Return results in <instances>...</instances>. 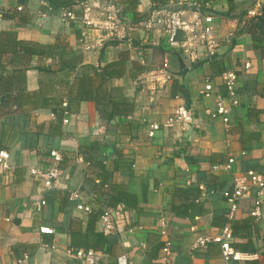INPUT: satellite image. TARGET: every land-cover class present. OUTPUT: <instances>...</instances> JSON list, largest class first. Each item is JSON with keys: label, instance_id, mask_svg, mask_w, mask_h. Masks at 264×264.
<instances>
[{"label": "crops", "instance_id": "obj_1", "mask_svg": "<svg viewBox=\"0 0 264 264\" xmlns=\"http://www.w3.org/2000/svg\"><path fill=\"white\" fill-rule=\"evenodd\" d=\"M43 1H3L0 150L9 152L10 168L0 166V264H81L67 250L89 248L103 255L101 264L126 258L166 264V242L172 264H264V204L259 220L250 216L255 191L240 202L230 223L232 247L254 257L225 260L212 241L193 248L196 238L214 237L228 224L226 193L235 178L249 171L264 176V0H88L92 14L117 4L135 24L152 12L170 10L185 11L192 19V4L210 3L219 42L216 57L207 60L201 54L195 62L168 48L159 30L135 28L131 47L107 45L109 58L128 51L126 76L111 85L119 99L135 105L132 114L109 122L91 101H72L71 112H54L67 106L80 73L73 53L81 55V64L97 66L101 50L82 49L81 22H63L60 8L40 17L38 12L47 10ZM258 1L259 15L251 17L248 12ZM17 4L24 10L15 12ZM156 4L162 9L152 10ZM70 8L81 15L76 3ZM261 16L263 30H258L253 18ZM230 34L233 41L227 40ZM59 36L62 45L54 49ZM179 58L187 68L184 75H178ZM247 62L251 66L245 69ZM228 70L237 72L240 105L230 112L226 129L206 110L215 108L216 95L226 96L221 74ZM208 80L215 93L204 95ZM181 104L193 109L194 125L161 129L149 137L150 123L165 120ZM53 150L63 156L62 179L57 191H46L29 168H47ZM78 204L91 211L78 210ZM107 207L116 223L109 236L99 223ZM42 227L52 233H42Z\"/></svg>", "mask_w": 264, "mask_h": 264}, {"label": "built area", "instance_id": "obj_2", "mask_svg": "<svg viewBox=\"0 0 264 264\" xmlns=\"http://www.w3.org/2000/svg\"><path fill=\"white\" fill-rule=\"evenodd\" d=\"M0 0V20L3 19L2 13L5 10ZM43 1V0H42ZM43 3H46L43 1ZM75 3L81 8V15L76 14L69 7L60 8L57 14L63 22L79 21L83 27V33L80 38L82 49L102 50L108 42H116L121 45L131 47L133 43L132 32L135 28H140L145 32L161 31L166 37L168 48L179 50L187 55L190 61L195 62L199 56L203 54L207 60L213 59L217 55L219 42L216 40L215 29L211 25L213 21V13L210 11V3H205L204 8L207 11H201V4L194 3L196 10H193L194 18L190 19L185 11L170 10L163 13L152 12L147 19L139 23H131L121 16L122 8L117 4H111L102 9L98 15L92 14V7L88 0H75ZM47 10L39 11L38 15L44 17L53 12L48 4L44 5ZM261 8V2L258 1L255 8L248 13L251 17L259 15L258 9ZM16 10L22 11L24 7L16 5ZM233 39V34L227 37V40ZM203 47V53H200L198 47ZM168 66L167 61L164 62V70ZM251 64L247 62L245 69L250 68ZM224 85L227 89L226 96L216 95V106L214 109L206 110V114L212 118H221L224 127L229 129L231 126L229 114L233 108L240 105L238 95V75L234 70H228L221 74ZM204 95L214 94V86L208 80L201 91ZM68 112L64 113V122H67ZM194 111L185 104L178 105L174 111L163 121H155L149 125V137H154L156 132L161 129H172L176 126L187 130L194 125ZM52 164L47 168L30 167L29 173L40 182L46 191H57L60 187L62 179V171L57 165L63 160L62 154L53 150L50 153ZM10 154L6 150H0V166L7 170L9 166ZM255 191L254 204L250 210V215L259 220L262 217V206L264 204V176L249 171L245 176L236 177L232 191L226 193V199L229 202V211L226 214L228 224L223 227L221 232L214 237L199 236L196 238L193 248L205 246L209 241L216 242L220 245L222 255L225 260L240 261L254 257L235 250L231 245L233 231L230 223L235 219L238 212L240 202L252 196ZM41 205L46 204V200L40 202ZM78 210L90 212L88 205L78 204ZM101 231L104 235H111L116 231V223L113 210L109 207L99 216ZM42 233H52V229L47 227L41 228ZM67 253L70 258L77 260L81 264H101L103 255L92 249H69ZM164 260L166 264H172L170 261L171 251L170 243L166 242L163 247ZM120 264H140L126 258Z\"/></svg>", "mask_w": 264, "mask_h": 264}, {"label": "trees", "instance_id": "obj_3", "mask_svg": "<svg viewBox=\"0 0 264 264\" xmlns=\"http://www.w3.org/2000/svg\"><path fill=\"white\" fill-rule=\"evenodd\" d=\"M47 1L52 11H55L58 8H63V7L70 8L75 4V0H66L63 1L62 3L59 0H47ZM198 4H201L202 12L207 11L203 7L205 3H198ZM155 9H162V8H160L159 5L156 4L152 8V10ZM191 10L192 11L196 10L194 4H192ZM15 12L18 11L16 10ZM2 16L3 18L7 16L6 10H4ZM121 16L125 18L123 12H121ZM263 16L259 18H253L254 20L258 19V21L254 23L255 28L258 30H263V25H262ZM233 40L234 39H232V41ZM60 44L62 45V40L61 37L59 36V39L57 40V43L54 46V49H57ZM109 44H113V43L108 42L106 46ZM104 48L101 50L100 62L97 66L81 64L82 63L81 55L73 53L74 57L72 58V60L73 59L77 60V61H73V64L74 65L79 64L80 73L78 76L75 77V80L69 90L68 93L69 95L67 97L68 98L67 106L64 107L62 110L60 109L59 111L56 109L54 110V112L57 115H62L64 110L71 112L70 102L72 103V101L93 102L100 118L108 122L112 121L116 117H122L132 114L135 108L134 103L125 98L119 99L118 96L115 95L114 89L111 85V81L113 79L122 78L126 76V62L128 60V51L123 49L119 51L116 56L109 58V56L105 55V50L107 47L105 49ZM80 152L85 154L83 150H80ZM57 166L59 167L60 163ZM232 230H233V238L231 240V245L233 244L235 238L233 227Z\"/></svg>", "mask_w": 264, "mask_h": 264}, {"label": "water", "instance_id": "obj_4", "mask_svg": "<svg viewBox=\"0 0 264 264\" xmlns=\"http://www.w3.org/2000/svg\"><path fill=\"white\" fill-rule=\"evenodd\" d=\"M179 62H180L182 72L178 73V75H181V74L184 75L187 72L186 65L182 58H179Z\"/></svg>", "mask_w": 264, "mask_h": 264}]
</instances>
